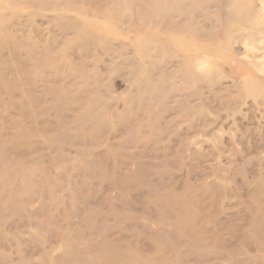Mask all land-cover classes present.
Wrapping results in <instances>:
<instances>
[{"label": "rangeland", "instance_id": "rangeland-1", "mask_svg": "<svg viewBox=\"0 0 264 264\" xmlns=\"http://www.w3.org/2000/svg\"><path fill=\"white\" fill-rule=\"evenodd\" d=\"M0 264H264V0H0Z\"/></svg>", "mask_w": 264, "mask_h": 264}, {"label": "bare ground", "instance_id": "bare-ground-1", "mask_svg": "<svg viewBox=\"0 0 264 264\" xmlns=\"http://www.w3.org/2000/svg\"><path fill=\"white\" fill-rule=\"evenodd\" d=\"M139 37V36H138Z\"/></svg>", "mask_w": 264, "mask_h": 264}]
</instances>
